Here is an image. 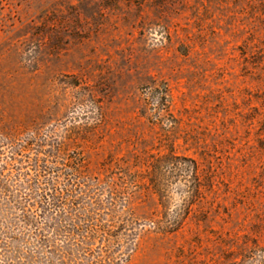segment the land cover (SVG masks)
Masks as SVG:
<instances>
[{"label":"rangeland","instance_id":"obj_1","mask_svg":"<svg viewBox=\"0 0 264 264\" xmlns=\"http://www.w3.org/2000/svg\"><path fill=\"white\" fill-rule=\"evenodd\" d=\"M0 264H264V0H0Z\"/></svg>","mask_w":264,"mask_h":264}]
</instances>
